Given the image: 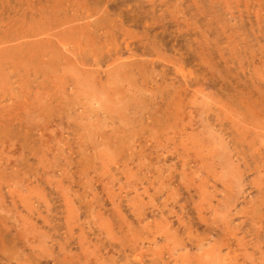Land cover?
Instances as JSON below:
<instances>
[{"label":"rangeland","instance_id":"1","mask_svg":"<svg viewBox=\"0 0 264 264\" xmlns=\"http://www.w3.org/2000/svg\"><path fill=\"white\" fill-rule=\"evenodd\" d=\"M0 264H264V0H0Z\"/></svg>","mask_w":264,"mask_h":264},{"label":"bare ground","instance_id":"2","mask_svg":"<svg viewBox=\"0 0 264 264\" xmlns=\"http://www.w3.org/2000/svg\"><path fill=\"white\" fill-rule=\"evenodd\" d=\"M52 2V1H51ZM51 4V3H50ZM56 4V3H55ZM65 15V14H64ZM79 30V29H78ZM54 32V31H53ZM60 34V33H59ZM75 55V54H74ZM130 59V58H129ZM118 61V60H117ZM114 62H115V60H114ZM109 66V65H108ZM136 66V65H135ZM111 67V66H110ZM130 69V68H129ZM66 70V69H65ZM119 70V69H118ZM124 70V69H123ZM122 70V71H123ZM126 70V69H125ZM121 71V72H122ZM33 72V71H32ZM116 72V71H115ZM79 73V72H78ZM80 74V73H79ZM117 74V73H116ZM123 74V73H122ZM132 74V73H131ZM42 75V74H41ZM124 75V74H123ZM136 75V74H135ZM87 76V75H86ZM117 76V75H116ZM128 76V75H127ZM130 76V75H129ZM119 77V76H118ZM124 77V76H123ZM134 77V76H133ZM137 77V76H136ZM99 79V78H98ZM118 79V78H117ZM129 79V78H128ZM139 79V78H138ZM150 79V78H149ZM122 80V79H121ZM134 80V79H133ZM99 81V80H98ZM78 82H79V80H78ZM92 82V81H91ZM115 83H118V81L116 82V81H114ZM110 83V82H109ZM114 83V84H115ZM98 84V83H97ZM105 84V83H104ZM111 84V83H110ZM113 84V83H112ZM140 84V83H139ZM96 86V85H95ZM139 86V85H138ZM98 87V86H97ZM102 87V86H101ZM136 87V86H135ZM128 88V87H127ZM119 89V88H118ZM136 89V88H135ZM98 90V89H97ZM125 90V89H124ZM111 91V90H110ZM126 91V90H125ZM106 92V91H105ZM148 93V92H147ZM150 93V92H149ZM99 94V93H98ZM122 94H124V93H122ZM128 94V93H127ZM119 96H120V94H119ZM115 102V101H114ZM112 104V103H111ZM40 106V105H39ZM77 106V105H76ZM65 109V108H64ZM145 112V111H144ZM24 113V112H23ZM39 113V112H38ZM180 113V112H179ZM141 116V115H140ZM224 116V115H223ZM81 117V116H80ZM61 118V117H60ZM90 120V119H89ZM120 121V120H119ZM46 123V122H45ZM51 125V124H50ZM12 126V125H11ZM44 128V127H43ZM50 128V127H49ZM55 129H57V128H55ZM54 129V130H55ZM43 130V129H42ZM151 130V129H150ZM44 131H46V129L44 130ZM8 133V132H7ZM49 133V132H48ZM85 133V132H84ZM147 133V132H146ZM52 138H53V136H52ZM131 138V137H130ZM153 139V138H152ZM17 140V139H16ZM57 144V143H56ZM53 147V146H52ZM23 150V149H22ZM227 154V153H226ZM9 168V167H8ZM198 219V218H197ZM24 232V231H23ZM25 234V233H24ZM26 235V234H25Z\"/></svg>","mask_w":264,"mask_h":264}]
</instances>
